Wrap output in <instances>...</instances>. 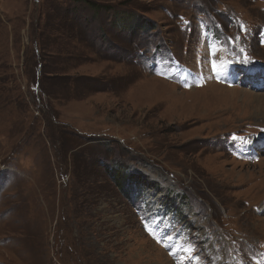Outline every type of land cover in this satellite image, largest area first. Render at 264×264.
Here are the masks:
<instances>
[{
  "label": "rangeland",
  "instance_id": "rangeland-1",
  "mask_svg": "<svg viewBox=\"0 0 264 264\" xmlns=\"http://www.w3.org/2000/svg\"><path fill=\"white\" fill-rule=\"evenodd\" d=\"M252 94L264 0H0V264H264Z\"/></svg>",
  "mask_w": 264,
  "mask_h": 264
},
{
  "label": "bare ground",
  "instance_id": "bare-ground-1",
  "mask_svg": "<svg viewBox=\"0 0 264 264\" xmlns=\"http://www.w3.org/2000/svg\"><path fill=\"white\" fill-rule=\"evenodd\" d=\"M223 56V60L224 61H220L221 63H219L220 64V69L218 70L219 71V76H218V78L220 77H222V78H229V77H231V76H234L233 75V73H234V70L235 69H233L232 67H229V60L227 61V57H226V55H224V53L222 54ZM233 66V65H232ZM235 66V65H234ZM254 70L255 69H253V68H251V69H249V72L251 71V72H254ZM250 72V73H251ZM244 76H245V74H243ZM227 76V77H226ZM248 78V77H247ZM244 79V78H243ZM245 80V79H244ZM212 84V83H211ZM217 85V84H216ZM211 86V85H210ZM209 86V87H210ZM221 89H220V93H222L220 96L221 97H228L230 94H232L233 95V97H234V91H236V88H227V87H220ZM217 90H218V88H216ZM244 91V90H243ZM246 91V90H245ZM234 94H233V93ZM247 93L249 92V91H246ZM253 95V94H252ZM252 99H253V102H255L256 103V107L257 108H259L260 109V111L258 112V113H256V116L255 117H263L264 118V94H256V95H253L252 96ZM261 128V127H260ZM256 143H258V142H255V144ZM260 147V146H259ZM260 149H262L263 151H264V146H261L260 147ZM245 150H247V152H245L244 153V155H242V157H243V159H245V160H248L249 159V157H250V155H252L253 156V154L252 153H257V150H256V147H252V148H247V149H245ZM252 152V153H251ZM257 155V154H256ZM255 157V156H254Z\"/></svg>",
  "mask_w": 264,
  "mask_h": 264
}]
</instances>
